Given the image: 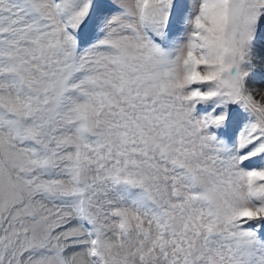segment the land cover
<instances>
[{
	"label": "snow or ice",
	"instance_id": "snow-or-ice-1",
	"mask_svg": "<svg viewBox=\"0 0 264 264\" xmlns=\"http://www.w3.org/2000/svg\"><path fill=\"white\" fill-rule=\"evenodd\" d=\"M0 264H264V0H0Z\"/></svg>",
	"mask_w": 264,
	"mask_h": 264
}]
</instances>
